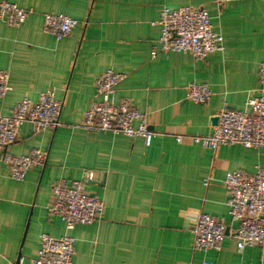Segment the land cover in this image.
Wrapping results in <instances>:
<instances>
[{
  "label": "crops",
  "instance_id": "0c3cea01",
  "mask_svg": "<svg viewBox=\"0 0 264 264\" xmlns=\"http://www.w3.org/2000/svg\"><path fill=\"white\" fill-rule=\"evenodd\" d=\"M29 14L24 24L0 22V69L12 90L0 98L8 115L24 98L37 102L49 88L64 102L63 125L35 133L24 124L17 141L4 152L23 156L47 153L43 168L13 180L0 160V264L30 261L40 237L75 239L73 264H264V248L239 250L229 215L226 173L264 171V149L224 145L216 151L181 143L177 135H211L222 108L243 111L250 98L264 94L259 70L264 62V0L218 6L213 0H0ZM205 8L213 31L224 37V50L196 60L189 52L152 58L164 7ZM64 14L79 24L64 40L45 33L47 14ZM158 50H160L158 48ZM112 70L125 75L115 101L128 100L148 114L156 136L142 138L79 128L84 112L97 99L96 80ZM207 85L208 104L188 99L190 83ZM85 180V189L104 203L101 220L68 232L52 216V187L58 180ZM205 182H208L205 185ZM205 213L224 222L228 232L221 251H196L195 219Z\"/></svg>",
  "mask_w": 264,
  "mask_h": 264
},
{
  "label": "built area",
  "instance_id": "2783aa9c",
  "mask_svg": "<svg viewBox=\"0 0 264 264\" xmlns=\"http://www.w3.org/2000/svg\"><path fill=\"white\" fill-rule=\"evenodd\" d=\"M218 6L242 0H213ZM29 12L18 4L0 2V22L9 28H17L27 20ZM79 22L64 14H47L43 30L59 41L68 38ZM161 29L157 49L159 52H189L196 60L204 61L210 54L224 50V37L213 31L211 16L205 8L184 6L177 9L164 7L160 20ZM158 48L160 50H158ZM125 75L108 70L96 80L97 99L84 112L79 128L89 132H107L142 138L147 147L151 146L155 132L149 128L148 114L139 111L128 100L116 102L115 94ZM260 87L264 89V62L259 70ZM12 90L10 75L0 69V98H5ZM188 99L197 104H208L212 97L205 84L192 82L187 87ZM64 102L59 100L53 88L43 92L39 100H21L8 115L0 114V160L4 163L13 180L22 182L29 170L43 168L47 153L36 149L23 156L5 154L19 136L21 127L30 123L35 133L55 130L63 125L61 113ZM218 124L211 135H177L181 143L189 138L194 144L216 151L224 145H242L247 149H264V94L250 98L243 111L222 108L217 115ZM68 182L61 179L52 187V203L48 212L65 223L68 232L78 225H92L102 219L105 205L95 194L85 189V180ZM208 182H205L207 185ZM224 186L230 198L229 215L237 228L232 236L237 240L239 250L259 246L264 248V171L258 166L254 173L241 170L229 171ZM196 251H221L228 226L208 214L199 213L195 219ZM76 239L69 233L55 238L48 234L40 237V247L30 261L20 258L15 264H73ZM212 264V263H205Z\"/></svg>",
  "mask_w": 264,
  "mask_h": 264
},
{
  "label": "water",
  "instance_id": "95a60500",
  "mask_svg": "<svg viewBox=\"0 0 264 264\" xmlns=\"http://www.w3.org/2000/svg\"><path fill=\"white\" fill-rule=\"evenodd\" d=\"M218 122H219V118H218V116H216V117L214 118V123L217 125ZM227 232H228V230H227Z\"/></svg>",
  "mask_w": 264,
  "mask_h": 264
}]
</instances>
